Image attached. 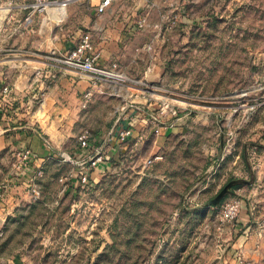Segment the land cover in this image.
Masks as SVG:
<instances>
[{
    "label": "rangeland",
    "instance_id": "374dc122",
    "mask_svg": "<svg viewBox=\"0 0 264 264\" xmlns=\"http://www.w3.org/2000/svg\"><path fill=\"white\" fill-rule=\"evenodd\" d=\"M124 5L132 25L147 18L125 40L136 59L112 60L132 90L105 80L111 95L34 124L49 147L104 144L106 167L79 184L82 167L52 152L39 196L27 183L0 229V264H264V0ZM50 17L58 39L101 40ZM130 116L137 133L117 143ZM232 200L239 214L222 220Z\"/></svg>",
    "mask_w": 264,
    "mask_h": 264
},
{
    "label": "crops",
    "instance_id": "0c3cea01",
    "mask_svg": "<svg viewBox=\"0 0 264 264\" xmlns=\"http://www.w3.org/2000/svg\"><path fill=\"white\" fill-rule=\"evenodd\" d=\"M76 1L67 7L66 18L62 22L71 30L79 29V26L101 29V40L92 39L100 48V63L104 65L122 58L134 61L136 51L130 47L127 49L129 42L125 41L135 32L132 12L124 5L127 0L113 3L102 13L96 10L98 0H94L92 5ZM1 20L0 17V24ZM47 25L37 28L34 33L19 34L7 41L0 37V180L4 182L0 192V229L25 195L30 173L52 152L57 155L63 153L65 160L80 166L94 155L91 152L92 138H89L90 147L87 149L66 151L55 145L49 147L34 127V124L43 127L42 121L48 116L45 110H71L77 104L85 105L103 94L111 95L102 84L94 87L92 96L86 98L84 92L90 87V75L45 56L49 52L55 55L66 52L76 43V35L79 34L75 29V34L70 37L58 39V31H46ZM37 68L41 70L40 74L36 73ZM52 72L54 76L50 75ZM5 85L8 86L6 92L3 90ZM125 89L132 90L131 86ZM129 118L127 123L133 119L132 116ZM136 133L137 130L133 135ZM100 144L95 146L93 143L94 148L104 152L101 151L104 144ZM21 147L30 148L31 158L23 174L16 175L10 172V162ZM104 163L102 161L94 168L92 175L96 174L93 179L106 167Z\"/></svg>",
    "mask_w": 264,
    "mask_h": 264
},
{
    "label": "built area",
    "instance_id": "2783aa9c",
    "mask_svg": "<svg viewBox=\"0 0 264 264\" xmlns=\"http://www.w3.org/2000/svg\"><path fill=\"white\" fill-rule=\"evenodd\" d=\"M74 1L76 0H0V17L2 18L0 24L1 39L7 41L9 38L16 37L19 34L34 33L37 28L44 27L50 22V16H55L58 20L63 19L66 15L67 7ZM119 1L122 0H98L96 10L98 13H102L113 3ZM146 20L147 18L145 15L138 17L135 22V27L137 29L143 28L146 25ZM147 47L150 48L151 46L148 45ZM45 56L90 75V87L84 92L86 98L92 96L94 87L102 84L104 85L105 80L110 79L115 83L126 86H132L135 81L133 78L125 75L116 61H111L107 66L102 65L99 61L100 50L96 47L94 41L88 34L81 35L76 43L66 52L60 55L49 52L45 54ZM40 72L41 70L37 68L36 73L40 74ZM50 75L54 76L53 72ZM3 90L5 92L8 91V86L5 85ZM172 113L176 114V111L173 110ZM133 124V122H129L127 125H122L115 130L114 139L117 143H123L133 136ZM172 125L173 123H170L165 126L168 127ZM78 144L82 149L90 147L89 136L87 134H82ZM94 151V155L84 161L88 163L85 166L82 165L84 162L81 164L82 169L77 179L79 184L88 183L91 169H94L104 159L97 148H94ZM59 155L63 156L65 160V155L63 153H59ZM30 158V148H19L13 160L10 162V172L16 175L18 173L23 174L25 169L28 168ZM41 172V169L37 167L30 173L29 179H27V183L29 184L28 188L36 197L40 194V184L37 179ZM71 176H73V174H71L70 177ZM3 188L4 182L0 180V192ZM239 211L240 202L238 200L227 202L220 209L221 219L233 220L238 216Z\"/></svg>",
    "mask_w": 264,
    "mask_h": 264
}]
</instances>
